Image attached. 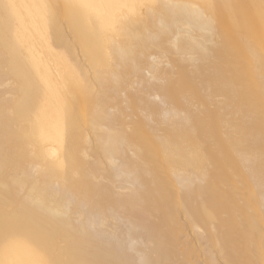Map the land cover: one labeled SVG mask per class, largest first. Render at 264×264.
<instances>
[{"label":"bare ground","instance_id":"6f19581e","mask_svg":"<svg viewBox=\"0 0 264 264\" xmlns=\"http://www.w3.org/2000/svg\"><path fill=\"white\" fill-rule=\"evenodd\" d=\"M134 252L264 264V0H0V264Z\"/></svg>","mask_w":264,"mask_h":264},{"label":"rangeland","instance_id":"374dc122","mask_svg":"<svg viewBox=\"0 0 264 264\" xmlns=\"http://www.w3.org/2000/svg\"><path fill=\"white\" fill-rule=\"evenodd\" d=\"M102 235H104V234H102ZM105 235H106V234H105ZM131 244H137V242H134V241L132 242V241H131ZM141 244H142V243H141ZM133 256H134V258L136 259V260H135L136 263H138V264H142V262H141L142 260L138 257V256H139V253H135V252H134Z\"/></svg>","mask_w":264,"mask_h":264}]
</instances>
